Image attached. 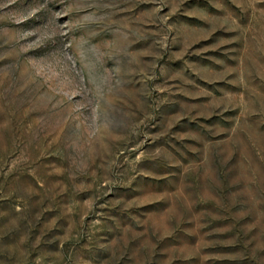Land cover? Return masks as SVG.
<instances>
[{
    "label": "rangeland",
    "instance_id": "1",
    "mask_svg": "<svg viewBox=\"0 0 264 264\" xmlns=\"http://www.w3.org/2000/svg\"><path fill=\"white\" fill-rule=\"evenodd\" d=\"M0 264H264V0H0Z\"/></svg>",
    "mask_w": 264,
    "mask_h": 264
}]
</instances>
